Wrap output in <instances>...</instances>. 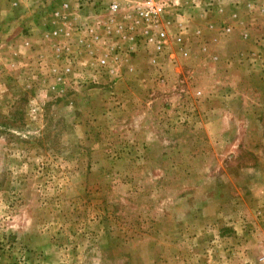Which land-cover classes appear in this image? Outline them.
Here are the masks:
<instances>
[{
    "label": "rangeland",
    "instance_id": "obj_1",
    "mask_svg": "<svg viewBox=\"0 0 264 264\" xmlns=\"http://www.w3.org/2000/svg\"><path fill=\"white\" fill-rule=\"evenodd\" d=\"M0 264H264V0H0Z\"/></svg>",
    "mask_w": 264,
    "mask_h": 264
},
{
    "label": "built area",
    "instance_id": "obj_2",
    "mask_svg": "<svg viewBox=\"0 0 264 264\" xmlns=\"http://www.w3.org/2000/svg\"><path fill=\"white\" fill-rule=\"evenodd\" d=\"M164 11H165V3H159L155 5V7H152L150 9L140 10L138 14L141 19H145L149 22L157 23L160 16L163 14ZM164 35L165 33L163 31L158 32L155 38L152 37V40L158 41L159 43L160 42L159 39H162ZM159 49H161L160 46H159ZM100 63L102 66H105L107 64V61L106 59H102Z\"/></svg>",
    "mask_w": 264,
    "mask_h": 264
},
{
    "label": "crops",
    "instance_id": "obj_3",
    "mask_svg": "<svg viewBox=\"0 0 264 264\" xmlns=\"http://www.w3.org/2000/svg\"><path fill=\"white\" fill-rule=\"evenodd\" d=\"M31 20H33V19H31ZM29 38L32 39V37H30V36H25V37H24V36H20V37L18 36V38H17V44H19V45L22 44V47L25 49V48H27V47L25 46V44L28 43V39H29ZM1 39H4V38L2 37ZM8 39H9V37H7V38L4 40V41H5L4 43H6V46L9 48V45H8V43H7V42L9 41ZM10 40H12V39H10ZM19 45H17V48H16V52H17L16 54H17V57H18L19 54H20ZM23 45H24V46H23ZM29 47H30V46H29ZM8 48H6L5 51H4V52H5L4 55H6V56H5V57H6V58H5L6 60H9L8 57H9V53H10V51H11V49H8ZM1 59H2L1 62L3 63V59H4V58L1 57ZM6 62H7V61H6Z\"/></svg>",
    "mask_w": 264,
    "mask_h": 264
}]
</instances>
